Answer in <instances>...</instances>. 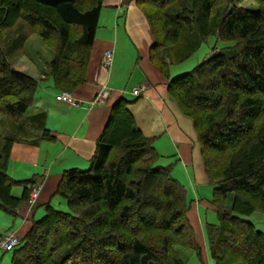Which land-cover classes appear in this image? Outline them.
<instances>
[{
	"label": "trees",
	"instance_id": "16d2710c",
	"mask_svg": "<svg viewBox=\"0 0 264 264\" xmlns=\"http://www.w3.org/2000/svg\"><path fill=\"white\" fill-rule=\"evenodd\" d=\"M103 1L0 0V210L10 216L29 204L38 184L35 176H10L12 145L55 137L45 111L26 114L40 80L12 65L27 34L7 31L20 21L38 34L53 53L42 75L56 91L73 95L86 81ZM235 1L135 3L152 32L149 59L197 134L217 217L204 225L210 257L214 264H264V232L244 218L264 212V0H254L257 9ZM211 35L235 45L170 77V65ZM129 104L120 96L110 105L88 169L61 174L54 193L67 208L44 204V214L9 249L10 264H187L178 248L205 264L188 218L187 188L173 175V163L159 162L155 138L141 132ZM19 186L16 196L12 189Z\"/></svg>",
	"mask_w": 264,
	"mask_h": 264
},
{
	"label": "crops",
	"instance_id": "0c3cea01",
	"mask_svg": "<svg viewBox=\"0 0 264 264\" xmlns=\"http://www.w3.org/2000/svg\"><path fill=\"white\" fill-rule=\"evenodd\" d=\"M152 42L147 19L135 0L103 1L86 81L73 91L81 105L74 107L58 102L53 92L43 88L36 108L46 112V126L55 139L41 141L38 145H12L8 173L18 180L35 176L39 193L34 203H24L16 216L0 210V225L4 222L13 225L6 231H12L21 238L32 221L44 214V204L50 202L54 206L55 201L62 204V199L58 200L54 193L62 172L88 166L95 143L108 119L110 105L122 96L130 101L128 109L141 132L155 138L159 162L173 163V175L186 186L190 200L188 218L207 264L209 252L203 218L215 213L209 203L211 188L204 172L193 121L181 112L176 100L167 93V80L149 59ZM108 49L112 51V61L106 67L102 57ZM26 60L28 65H16L15 68L40 80L39 85L42 81L47 82L41 69L28 58ZM169 75L171 77L170 72ZM103 87L109 91L106 104L90 106L96 92ZM136 87L141 89L138 96L132 93ZM56 92L55 89L54 94ZM22 191L21 186L12 189L16 196H20ZM10 219L12 223H9ZM3 232L0 231V235Z\"/></svg>",
	"mask_w": 264,
	"mask_h": 264
},
{
	"label": "rangeland",
	"instance_id": "374dc122",
	"mask_svg": "<svg viewBox=\"0 0 264 264\" xmlns=\"http://www.w3.org/2000/svg\"><path fill=\"white\" fill-rule=\"evenodd\" d=\"M235 2L237 5H240L242 7L249 8V9H257L258 7L257 3L254 0H236ZM20 31L26 33L27 37L23 42V46L20 52L18 53L16 52L17 54L16 53L14 54L16 56L12 60V65L14 66V68L16 67V65L26 66L28 65L26 59L28 58V60H31L32 62H34L36 66H38L42 71L43 68H45V61H49L52 58L53 56L52 51L44 44V42L42 41L41 37L38 34L31 32L29 27L25 25L24 22H20V21L16 22V25H14L13 28L10 29V31H7V33H9L12 36ZM233 45H235V42L233 41L220 40L217 35L209 36L206 39V41L202 43L199 49L195 53H193L191 56H189L186 60H184L181 63L170 65L171 77H174L176 75H180V74L190 71L191 69H193V67L199 64L201 61L207 59V57H209L215 50H220L222 48L233 46ZM43 88L45 90L48 89L49 91L53 92V97L55 98V94H54L55 89L51 86L50 80L47 79V82L42 81L39 87L37 88L34 103L32 104V106L28 108L26 112L27 115L34 114L38 111L37 110L38 108H36V102ZM88 167H89V164L88 166L84 167L82 170L88 169ZM57 198H59L58 200L62 199L59 196H57ZM54 206L57 209H63V210L67 208L65 201L63 199H62L61 205L57 204V201H55ZM244 218L253 222L259 230L264 232V212L255 211L251 215L245 216ZM9 221H10L9 223H12L11 219ZM205 222L217 223L216 214L209 213L206 217L204 216L203 228H204ZM11 225L12 224L9 225V224H6L5 222L2 223V225H0V231L3 232V231L10 229L9 227ZM10 232L12 231H7L5 233H10ZM178 249H179L180 255L186 260L187 264H197V260H195L193 251L191 249H186V248H178ZM11 255H12V250L3 251L0 249V264H6V262L8 261L10 264ZM2 257L4 258L1 260ZM207 264H214V261L210 257L209 253H208Z\"/></svg>",
	"mask_w": 264,
	"mask_h": 264
},
{
	"label": "built area",
	"instance_id": "2783aa9c",
	"mask_svg": "<svg viewBox=\"0 0 264 264\" xmlns=\"http://www.w3.org/2000/svg\"><path fill=\"white\" fill-rule=\"evenodd\" d=\"M102 61L106 67H109L111 65L112 61V51L110 49L106 50L103 54ZM132 93L135 96L140 95L141 89L140 88H133ZM109 91L106 87L101 88L96 95L93 97V99L90 101V106H103L106 103V100L108 98ZM55 100L58 102H62L65 104H68L70 106L79 107L81 105V102L77 100L71 92L69 91H57L55 93ZM39 193V185H36L30 192L28 197V203L33 204L36 200ZM21 242L20 237L15 235L14 233H6L3 236L0 237V249L5 251L9 250L17 245H19Z\"/></svg>",
	"mask_w": 264,
	"mask_h": 264
}]
</instances>
